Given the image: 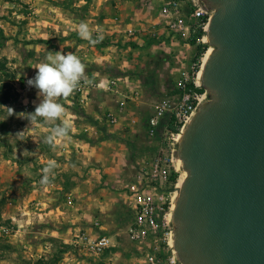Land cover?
<instances>
[{"label":"rangeland","instance_id":"obj_1","mask_svg":"<svg viewBox=\"0 0 264 264\" xmlns=\"http://www.w3.org/2000/svg\"><path fill=\"white\" fill-rule=\"evenodd\" d=\"M166 1L0 0V29L6 38L3 40L0 37V62H5V68L0 67V84L7 79V73L13 74L11 90L17 95L7 104L0 105V264H36L41 258L50 263L74 264L82 263L84 259L82 249L75 245L79 232H76V224L71 221L73 212L66 202L71 179L75 176L82 178L87 173L82 148L78 146L81 144V135L86 129L97 126L96 123L104 128L107 124L102 115L96 116L101 119L95 118L99 123L93 122L91 109L78 107L72 101L74 104L70 105V112L76 116L70 119L78 122L70 124L73 128L65 138L67 141L57 139L54 146L46 142L51 129L60 123L59 120L41 123L29 130L30 122L22 118L20 113L34 112L39 102L27 110L24 97L16 91L15 83L17 80L23 81L28 74H36L35 66L44 60L48 52L67 54L71 52L72 44L80 41L99 48L108 40L115 46L122 57L110 64L111 77L116 76L121 78V82L125 81L126 89L131 88L130 95L135 100L128 98V103L131 101L133 104L129 103L131 106L127 112L131 115L123 127L126 133H132L133 144L129 145L128 159L136 168L128 174V179L135 180L140 174L155 191L169 193L176 190L182 174L177 161L179 144L175 146L177 151L174 153V166L169 168L168 181H164L160 187L157 181L151 182L150 173L156 158L163 153L172 155L173 146H168L170 133L181 132L182 125L176 124L173 108L184 95L177 84L183 71H191L188 89L196 90L200 97L209 101L206 90L202 86L195 87L194 82L201 84L199 71L202 63L196 60V45H206L207 50L211 46L205 40H199L201 37L197 38L196 45H192L189 42L193 35L183 37L171 32L167 20L162 16ZM177 1L187 16L185 22L192 26V0ZM81 21L89 24L94 38L99 32L103 40L92 45L82 39L78 34ZM158 25L165 27L159 39L151 36ZM105 30L112 32L109 34ZM78 53L75 52L76 55ZM123 64L126 65L120 68ZM90 72L94 73V68L90 67ZM75 97L76 93H73L70 99L74 100ZM30 98L40 100L38 92L31 94ZM61 101L67 104L66 100ZM163 102L168 103L169 110L160 120L155 135L150 136L149 119ZM3 107L13 108L15 114L8 116ZM130 118L135 119L136 123ZM20 132L25 133L17 136ZM72 135H75V139L70 140ZM64 143L70 145V151L60 153ZM50 160H56L58 165L49 176V184L54 182L55 185L44 192V185L41 184L43 169ZM57 187L61 188L57 190ZM33 202H39L38 206L31 204ZM128 214L121 220V228H126L131 221L130 210ZM11 215H15V222L9 218ZM128 217L130 219L127 220ZM18 224L21 225L20 233ZM70 230L73 231L71 246L63 243ZM114 243L120 246L113 249L112 253L107 252L104 255L107 261L102 264H134L132 260H124L127 251L131 252L130 246L126 250L122 248L123 242L119 237Z\"/></svg>","mask_w":264,"mask_h":264},{"label":"water","instance_id":"obj_2","mask_svg":"<svg viewBox=\"0 0 264 264\" xmlns=\"http://www.w3.org/2000/svg\"><path fill=\"white\" fill-rule=\"evenodd\" d=\"M200 1L209 101L178 147L173 249L181 264H264V0Z\"/></svg>","mask_w":264,"mask_h":264},{"label":"crops","instance_id":"obj_3","mask_svg":"<svg viewBox=\"0 0 264 264\" xmlns=\"http://www.w3.org/2000/svg\"><path fill=\"white\" fill-rule=\"evenodd\" d=\"M106 22H108V20H106ZM164 28L165 27L162 25H158L157 30L152 32L151 36L159 39L163 34ZM166 30L169 31L167 27ZM105 31L109 34L112 32ZM108 38L110 39L111 37L108 36ZM72 46L71 52H79L78 56L86 65V76L92 81V83L84 88V94L82 95L78 94L75 90L74 93H76V97L73 98L74 100H71L70 97H68L66 100L67 104H64V101H61L66 111H68V114L65 112V117L63 116L62 118L70 122L69 124L74 125L78 122L76 119H70V117L76 116L75 113L70 112L72 111L70 105L75 103L78 107L90 108L92 111L91 113L94 115H92V121L95 123H99L98 119L100 118L96 116H104L102 118L107 125L104 128L99 127L96 123L97 126L86 129L87 133L85 132L81 135L82 138L79 137L81 138V144H78V146L82 148L84 163L87 164V173H85V175L83 174L82 176L84 177L82 178L75 176L71 179L68 192L69 197L66 205L71 207L70 209L73 212L71 221L76 224V232L80 233L84 231L93 236L105 234L111 238L113 243L110 249L106 250L103 255L98 257L79 248L82 249L81 251L84 259L82 260V263L74 264H102V262L106 260L104 255L107 252L112 253L113 249L120 246L119 243H114L118 237L119 240L121 239V243L123 242L121 245L122 248L125 250L128 246L131 248V252L127 251L128 253L124 260L126 262L132 260L134 264H143V254L139 252L136 246L130 241L127 233L128 226L134 218V202L127 190L128 185L134 180L130 181L128 179V174L136 170V168L133 163H129L128 159L129 145L133 144V141L131 140L132 133H126L123 127L124 124L128 123L129 116L131 115L127 112L130 110V104H133L131 101L135 100L133 96L130 95L131 88L126 89L127 86L125 84L127 83L125 81L121 82V78L118 79L116 76L111 77V69H109L110 64H112L116 58H121L122 54L117 52L115 46L112 43H109L108 40H106V42L99 48L89 46V44L84 41L72 44ZM125 65L126 64L121 65L120 68ZM90 67L94 68V73L90 72ZM35 75L36 74H28L26 78H34ZM112 81L117 83V87L109 90L108 84ZM98 84H102V86H97ZM37 92L38 90L34 92H23L24 107L27 110H30L34 104L40 102L39 99L30 98L31 94ZM125 97L132 98L129 102L130 104L128 103L127 98L123 112L118 114V123L116 125L110 124L107 120V114L109 112L117 113L119 102L123 101ZM101 123L102 121H100V124ZM73 125L71 126L72 128ZM74 136L72 135L69 139H75ZM134 137L135 136H133V138ZM59 140L67 141L65 138ZM117 144L120 146L118 147ZM60 151V153L70 151V145L64 143ZM54 185V182L44 185V192H47L49 188L54 187ZM60 188L61 187H57V190ZM38 203L33 202L31 204L38 206ZM128 210H130L132 214L131 221L127 224L126 228H121L122 226L120 222L125 219V216L129 215ZM9 218L12 219V222H15V215H11ZM128 219L130 218L128 217L127 220ZM96 220H100L101 222L100 229L95 228L93 225ZM17 226L18 229L21 227L20 224ZM18 232L20 233V229ZM72 234V230L66 233L65 238H62L64 244H71ZM78 234H76V236ZM126 242L130 245H126ZM75 250H77V248ZM118 253H120V251H118ZM139 254L141 256H139ZM135 259L138 260V262L135 261ZM39 260L47 261L49 263V261L44 258Z\"/></svg>","mask_w":264,"mask_h":264},{"label":"built area","instance_id":"obj_4","mask_svg":"<svg viewBox=\"0 0 264 264\" xmlns=\"http://www.w3.org/2000/svg\"><path fill=\"white\" fill-rule=\"evenodd\" d=\"M193 8L190 9V18L194 22L192 26L185 22V13L180 3L177 0L166 1L162 16L167 20L166 24L171 32L178 33L183 37L196 35L202 31L199 40L203 41L206 37V32L209 27V22L213 12L209 10L200 0H192ZM29 79L25 78L23 81L17 80L15 83L16 91L20 94L23 92H34L37 89L30 87L27 83ZM191 82V71H183L178 80V88L184 95L181 101L175 104L173 114L177 125L186 124L191 114L197 109L201 99L198 92L194 89H188ZM196 86L202 84L195 83ZM91 84L81 85L76 90L78 94H84V88ZM97 86H102L98 84ZM117 87V83L112 81L108 84V89L112 90ZM206 96L209 98V93L206 91ZM128 97L119 102L117 113L109 112L107 120L110 124L116 125L118 123V114L124 110ZM169 110L167 102L159 104L156 108V114L149 119V135L154 136L159 129L160 120ZM136 120H132L135 123ZM182 129V128H181ZM178 134L170 133L168 137V146L172 147V155L163 153L162 156L155 159L152 172L150 173L151 182L157 181L161 187L163 182L168 181L169 168L174 166V153L177 151L175 146L179 144ZM179 180V179H178ZM177 186V184H176ZM133 202H134V218L128 226L127 233L130 241L136 246L137 250L143 254V264H181L178 260L176 252L171 246L170 240L174 230L173 221L170 218V210L173 205V192L155 191L151 189L148 181L142 175H138L127 188ZM94 227L100 229L101 222L96 220ZM75 245L87 253L100 256L110 249L113 245L111 238L108 235H90L84 231L76 236Z\"/></svg>","mask_w":264,"mask_h":264},{"label":"clouds","instance_id":"obj_5","mask_svg":"<svg viewBox=\"0 0 264 264\" xmlns=\"http://www.w3.org/2000/svg\"><path fill=\"white\" fill-rule=\"evenodd\" d=\"M78 34L82 39L95 45L103 40V35L99 32L93 37V31L89 24L81 21L78 25ZM35 69L36 75L27 81L30 87L38 90L40 102L35 106L32 113H20V116L30 122V129L38 127L41 123L59 120L60 123L51 129L46 142L54 146L57 139L68 137L71 126L67 120L62 119L66 109L60 102L67 100L75 90L81 85L91 84L92 81L86 76V65L81 58L73 52H48L44 60L39 62ZM7 110L8 116L15 114V110L10 107H3ZM26 132V131H25ZM20 132L17 136L23 135ZM58 167L56 161L50 160L43 169L41 184L49 183V176Z\"/></svg>","mask_w":264,"mask_h":264},{"label":"trees","instance_id":"obj_6","mask_svg":"<svg viewBox=\"0 0 264 264\" xmlns=\"http://www.w3.org/2000/svg\"><path fill=\"white\" fill-rule=\"evenodd\" d=\"M202 31H199L196 35H193L192 39L190 40V44L192 45H196L197 44V38H199L202 35ZM0 37H3V40H5L6 38L4 37V33L3 30L0 29ZM3 45V43H1V46ZM197 47V56H196V60L197 62H199V64L202 63L203 57L207 51V46L203 45L201 43H199L198 45H196ZM0 67L1 69L5 68V62H0ZM6 78L2 81V83L0 84V105H4L7 104L13 97H16L17 95L12 93V87H11V79L14 78V75L11 73H7L6 74ZM204 89V88H203ZM173 131H176L175 128L171 127ZM0 220H1V208H0ZM50 263V262H49ZM47 261H43V260H38L36 264H49Z\"/></svg>","mask_w":264,"mask_h":264},{"label":"bare ground","instance_id":"obj_7","mask_svg":"<svg viewBox=\"0 0 264 264\" xmlns=\"http://www.w3.org/2000/svg\"><path fill=\"white\" fill-rule=\"evenodd\" d=\"M205 42H208V38L207 36L205 37ZM213 51V47L211 46L205 53L204 57H203V60H202V64H201V69L199 71V76L202 75V71H203V68H204V65L207 61V59L209 58V56L211 55ZM206 103V101L202 98L201 101H200V104L198 105L197 109L191 114V116L189 117V119L187 120L186 124L182 127L181 129V132L178 134V141L179 143L182 141L183 139V136H184V133L188 127V125L191 123L192 119L195 117V115L197 114V112L199 111V109ZM177 161H178V166L180 167V169L182 170V174L180 176V179H179V182L177 184V188L176 190L174 191L173 193V205L171 207V213L170 214V218L171 220L173 221V211H174V208H175V202L179 196V192H180V189L187 177V172L183 169V161L182 159L179 157L178 155V158H177ZM170 243H171V246L174 247V230H173V233H172V237H171V240H170Z\"/></svg>","mask_w":264,"mask_h":264}]
</instances>
